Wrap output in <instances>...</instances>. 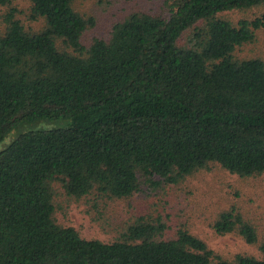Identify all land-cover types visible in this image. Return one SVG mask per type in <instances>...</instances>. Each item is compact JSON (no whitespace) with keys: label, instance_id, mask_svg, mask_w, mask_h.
Returning a JSON list of instances; mask_svg holds the SVG:
<instances>
[{"label":"trees","instance_id":"1","mask_svg":"<svg viewBox=\"0 0 264 264\" xmlns=\"http://www.w3.org/2000/svg\"><path fill=\"white\" fill-rule=\"evenodd\" d=\"M17 1L0 25V143L25 122L65 126L21 132L0 150V264H264L217 255L190 228L164 238L137 222L120 239L81 236L55 218L57 198L126 199L176 184L212 164L241 178L264 174V58H238L264 27V0H168L167 17L133 12L109 36L76 0ZM215 234L259 241L240 209L220 212Z\"/></svg>","mask_w":264,"mask_h":264},{"label":"rangeland","instance_id":"2","mask_svg":"<svg viewBox=\"0 0 264 264\" xmlns=\"http://www.w3.org/2000/svg\"><path fill=\"white\" fill-rule=\"evenodd\" d=\"M15 7L19 11L18 17L28 28L38 29L41 26L42 22H34L30 18L29 1H17ZM75 7L85 16L94 18L96 23L86 32V39L108 37L113 25L133 12L162 17L170 13L168 0H76ZM5 10L7 8L0 9V25ZM263 11L256 8L247 12H232L228 16L237 22L242 18L259 16ZM235 55L238 58H264V27L256 32L254 41L239 47ZM65 125L63 121L25 122L0 143V150L21 132ZM232 207L240 209L243 216L258 229L259 241L256 244L247 243L237 234L220 236L213 231L218 214ZM55 218L62 226L76 228L84 238L104 242L120 239L130 225L140 221L163 224L167 228L164 238L174 237L179 228H190L223 259L232 262L241 255L260 259L262 253L259 246L264 237V174L241 178L212 164L176 184H143L138 192L126 199L98 200L90 196L75 201L58 197Z\"/></svg>","mask_w":264,"mask_h":264}]
</instances>
